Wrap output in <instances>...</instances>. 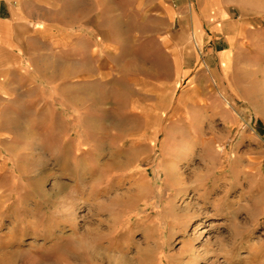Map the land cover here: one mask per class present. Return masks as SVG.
Wrapping results in <instances>:
<instances>
[{
  "label": "rangeland",
  "instance_id": "1",
  "mask_svg": "<svg viewBox=\"0 0 264 264\" xmlns=\"http://www.w3.org/2000/svg\"><path fill=\"white\" fill-rule=\"evenodd\" d=\"M225 1L199 44L102 0L1 90L0 264H264V0Z\"/></svg>",
  "mask_w": 264,
  "mask_h": 264
},
{
  "label": "crops",
  "instance_id": "2",
  "mask_svg": "<svg viewBox=\"0 0 264 264\" xmlns=\"http://www.w3.org/2000/svg\"><path fill=\"white\" fill-rule=\"evenodd\" d=\"M102 0H0V92L12 90L36 69L38 60L50 61L58 35L84 33L91 17L98 22ZM105 1V0H103ZM115 2L116 0H108ZM131 4L132 0H122ZM157 11L156 26L143 35H246L247 24L222 0H148ZM110 5V4H109ZM57 47V46H56ZM8 95V94H7Z\"/></svg>",
  "mask_w": 264,
  "mask_h": 264
},
{
  "label": "bare ground",
  "instance_id": "3",
  "mask_svg": "<svg viewBox=\"0 0 264 264\" xmlns=\"http://www.w3.org/2000/svg\"><path fill=\"white\" fill-rule=\"evenodd\" d=\"M199 36L200 35H193V40L195 41V42H199ZM198 44V43H197ZM231 52H228V53H226V54H224V56L222 55L221 56V63L223 64V63H225V62H228V61H230V59H232L233 57H232V55L230 54ZM252 184L254 185V187L255 188H257V189H259L260 190V188H259V184L258 183H256L255 181H253L252 180ZM138 186L140 187V184L138 183ZM68 212H69V214L72 216V212H73V210H67ZM1 264H16V262H14V261H12V260H10V259H7V260H5V261H3ZM116 264H118V262L116 263Z\"/></svg>",
  "mask_w": 264,
  "mask_h": 264
}]
</instances>
